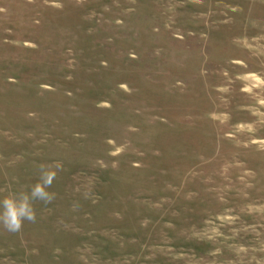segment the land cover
<instances>
[{
    "label": "rangeland",
    "instance_id": "rangeland-1",
    "mask_svg": "<svg viewBox=\"0 0 264 264\" xmlns=\"http://www.w3.org/2000/svg\"><path fill=\"white\" fill-rule=\"evenodd\" d=\"M0 264H264V0H0Z\"/></svg>",
    "mask_w": 264,
    "mask_h": 264
},
{
    "label": "clouds",
    "instance_id": "clouds-1",
    "mask_svg": "<svg viewBox=\"0 0 264 264\" xmlns=\"http://www.w3.org/2000/svg\"><path fill=\"white\" fill-rule=\"evenodd\" d=\"M55 168V165H40L39 179L30 189L11 191L0 198V224L9 231H19L25 221H35L34 203L40 201L47 205L55 197V193L48 191L57 175Z\"/></svg>",
    "mask_w": 264,
    "mask_h": 264
}]
</instances>
